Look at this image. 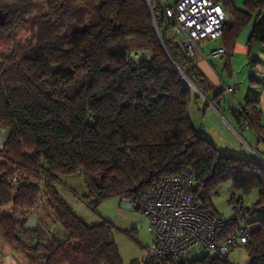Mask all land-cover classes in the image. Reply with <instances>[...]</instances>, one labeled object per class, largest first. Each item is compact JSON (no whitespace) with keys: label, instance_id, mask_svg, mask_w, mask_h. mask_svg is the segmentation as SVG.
Masks as SVG:
<instances>
[{"label":"trees","instance_id":"obj_1","mask_svg":"<svg viewBox=\"0 0 264 264\" xmlns=\"http://www.w3.org/2000/svg\"><path fill=\"white\" fill-rule=\"evenodd\" d=\"M218 2L232 22L226 20L222 35L230 26L236 36L253 12H264V0H249L244 10L232 0ZM0 8L6 13L1 32L20 24L29 33L0 61V126L8 132L0 149V207L30 210L42 197L64 238L27 248L18 229L37 235L46 226L27 231L26 220L1 215L8 244L34 264H123L114 225L77 216L57 190L62 178L82 175L88 193L81 198L95 208L114 197L141 199L163 177L190 170L193 200L213 215L222 183L257 192L253 207L240 199L233 205L216 240L238 226L234 216L244 210L248 264H264V163L220 154L198 134L189 107L199 98L196 90L206 94L205 78L168 37L164 20L155 26L148 0H0ZM255 42L264 43V14L253 24L249 43ZM130 50L150 56L126 61ZM248 108L249 118L255 110ZM258 134L264 140V125ZM15 174L20 181L13 186ZM175 264L234 263L206 252Z\"/></svg>","mask_w":264,"mask_h":264},{"label":"built area","instance_id":"obj_2","mask_svg":"<svg viewBox=\"0 0 264 264\" xmlns=\"http://www.w3.org/2000/svg\"><path fill=\"white\" fill-rule=\"evenodd\" d=\"M148 1L155 26L158 27V23L164 20L169 29L168 37L177 40L180 50L187 57L194 60L201 58L199 42L203 39L216 40L222 35L227 17L218 0H178L175 4L161 7ZM222 52L224 49L220 48L213 54ZM149 56L146 50H130L126 61ZM238 87V83H233L225 87V91L233 94ZM237 112L241 128H248L249 108H239ZM194 192V173L185 170L163 177L141 199H130L132 207L147 219V229L153 236L151 245L146 247L142 256L144 264H175L183 261L184 254L196 246L208 253L225 255L234 247L247 243L248 230L243 223L248 214L244 210L239 209L234 216L238 226L217 241L216 230L228 224L229 219L204 210L193 200Z\"/></svg>","mask_w":264,"mask_h":264},{"label":"crops","instance_id":"obj_3","mask_svg":"<svg viewBox=\"0 0 264 264\" xmlns=\"http://www.w3.org/2000/svg\"><path fill=\"white\" fill-rule=\"evenodd\" d=\"M177 1L151 0L158 6L175 4ZM247 1L249 0H232V4L235 8L244 10ZM262 14L264 12H253L251 20L236 36L228 26L219 39H203L199 42L202 57L195 64L205 78L206 94L196 90L199 98L190 105L189 112L198 134L210 140L220 154L250 160H254L256 156L259 162L264 163V140L258 134V128L264 125V43H249L253 24ZM227 24H232L228 14ZM220 48L224 52L213 54ZM233 83H238L239 87L233 94H229L225 87ZM248 106L254 107L255 113L249 117V127L242 129L237 111ZM68 187L67 185L66 191H71ZM59 194L70 206L67 198L61 192ZM217 197L218 194L213 196L212 201L217 214L224 218L222 208L216 204ZM231 205L234 213L233 204ZM90 208L97 213L94 221L100 220L99 215L109 220L114 225V230L117 227L126 230L132 239L138 238L139 227L144 223L148 226L145 216L132 207L128 198L105 199L95 208ZM258 217L259 214L252 216L251 220ZM113 239L116 241L114 237ZM152 241L151 235L149 245Z\"/></svg>","mask_w":264,"mask_h":264},{"label":"rangeland","instance_id":"obj_4","mask_svg":"<svg viewBox=\"0 0 264 264\" xmlns=\"http://www.w3.org/2000/svg\"><path fill=\"white\" fill-rule=\"evenodd\" d=\"M29 36V33L24 29L20 24L10 27L4 32L0 31V61L3 57L7 56L15 41H23ZM8 135L6 129L0 126V149L3 148V143ZM254 156V155H253ZM254 160L259 161L258 157L254 156ZM20 181L19 177L15 174L11 178V183L13 186L17 185ZM68 185V188H71L66 191L65 185ZM57 190L61 192L70 203V206L73 208V212L82 218L88 223H94V219H97V213L93 211L90 206H88L83 200L82 196L87 195L88 189L85 184L84 177L82 175H72L62 178V184L57 186ZM218 197L217 203L223 210V216L225 219L231 218L233 213L231 211L232 205H235L237 201L241 200V205L245 208H251L255 205L258 200V195L255 190L251 191L248 194H243L239 190H234L230 181L222 183L218 188ZM233 202H230V200ZM231 203H229V202ZM229 203V204H228ZM9 215L11 216L18 224H21L23 221L28 218L35 216L38 219V225L43 223L46 226V231H40L37 235H31L24 232H21L18 229V237L20 241L24 244L25 247H32L36 241L44 242V245L50 247L57 241V239H64L62 235V230L53 223L52 212L47 207L44 198H40L36 205L30 210H19L15 209L12 204H9L4 207H0V216ZM98 217H100L98 215ZM40 220V221H39ZM58 229V230H57ZM138 238L132 239L127 233L126 230L115 228L113 237L118 246L119 253L121 255L123 264H144L142 256L145 253L146 247L151 242V234L147 229V223L143 224L142 227L138 228ZM60 238H57V237ZM13 254V256L11 254ZM206 252L200 247L196 246L191 248L188 252L184 254V258L192 260L198 257H201ZM211 255L216 253L210 252ZM230 262L234 264H248L249 258L243 246H237L231 249V251L225 255ZM0 264H34L30 262V259L27 255V252L16 251L14 246L8 244L0 234ZM35 264H39L36 262Z\"/></svg>","mask_w":264,"mask_h":264},{"label":"water","instance_id":"obj_5","mask_svg":"<svg viewBox=\"0 0 264 264\" xmlns=\"http://www.w3.org/2000/svg\"><path fill=\"white\" fill-rule=\"evenodd\" d=\"M5 18H6V13L3 12V10L0 8V24L4 23ZM226 20H227V18H226ZM135 189L136 188H133L132 190H135ZM37 223H38V219L35 216H32L26 220V223L24 225V229L27 231H35Z\"/></svg>","mask_w":264,"mask_h":264}]
</instances>
